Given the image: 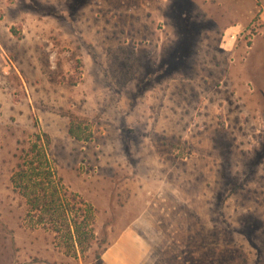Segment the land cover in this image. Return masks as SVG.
<instances>
[{
	"label": "rangeland",
	"instance_id": "rangeland-1",
	"mask_svg": "<svg viewBox=\"0 0 264 264\" xmlns=\"http://www.w3.org/2000/svg\"><path fill=\"white\" fill-rule=\"evenodd\" d=\"M39 130L95 211L83 250L11 182ZM107 252L264 264V0H0V264Z\"/></svg>",
	"mask_w": 264,
	"mask_h": 264
},
{
	"label": "trees",
	"instance_id": "trees-1",
	"mask_svg": "<svg viewBox=\"0 0 264 264\" xmlns=\"http://www.w3.org/2000/svg\"><path fill=\"white\" fill-rule=\"evenodd\" d=\"M71 118L69 134L77 140L87 141L90 133L82 130ZM86 127V126H84ZM27 151H22L21 162L11 182L27 200V217L62 239L69 250L84 249L94 240V209L91 205L69 192L49 157L50 138L40 130ZM98 264H104L96 255Z\"/></svg>",
	"mask_w": 264,
	"mask_h": 264
},
{
	"label": "crops",
	"instance_id": "crops-1",
	"mask_svg": "<svg viewBox=\"0 0 264 264\" xmlns=\"http://www.w3.org/2000/svg\"><path fill=\"white\" fill-rule=\"evenodd\" d=\"M105 255H106V258H107V259H105V263L107 262L108 264H117L116 263L117 261H115L113 258H111L110 254L108 252ZM102 261H103V254H102Z\"/></svg>",
	"mask_w": 264,
	"mask_h": 264
}]
</instances>
